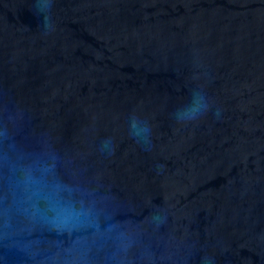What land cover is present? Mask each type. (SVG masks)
Listing matches in <instances>:
<instances>
[{"label":"water","instance_id":"water-1","mask_svg":"<svg viewBox=\"0 0 264 264\" xmlns=\"http://www.w3.org/2000/svg\"><path fill=\"white\" fill-rule=\"evenodd\" d=\"M45 15L0 0V264H264V0Z\"/></svg>","mask_w":264,"mask_h":264},{"label":"clouds","instance_id":"clouds-1","mask_svg":"<svg viewBox=\"0 0 264 264\" xmlns=\"http://www.w3.org/2000/svg\"><path fill=\"white\" fill-rule=\"evenodd\" d=\"M38 11L39 12H45V26L50 31L54 30V26L51 25L48 22V15L47 12L51 8L53 0H36ZM209 108V103L206 97L199 93H193L192 99L188 106L186 107L184 114L182 118L180 119V123H188L198 120L200 117L204 116ZM217 117L220 115V109H217L216 111ZM133 135L139 137V138H145L146 139V133L148 132V129L146 127H140L137 126L135 123H133Z\"/></svg>","mask_w":264,"mask_h":264}]
</instances>
